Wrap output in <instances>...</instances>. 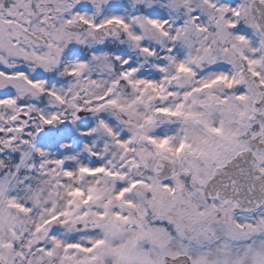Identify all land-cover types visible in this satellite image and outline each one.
<instances>
[{
    "label": "snow or ice",
    "instance_id": "snow-or-ice-1",
    "mask_svg": "<svg viewBox=\"0 0 264 264\" xmlns=\"http://www.w3.org/2000/svg\"><path fill=\"white\" fill-rule=\"evenodd\" d=\"M0 264H264V0H0Z\"/></svg>",
    "mask_w": 264,
    "mask_h": 264
}]
</instances>
